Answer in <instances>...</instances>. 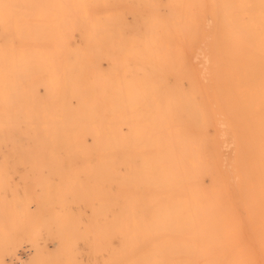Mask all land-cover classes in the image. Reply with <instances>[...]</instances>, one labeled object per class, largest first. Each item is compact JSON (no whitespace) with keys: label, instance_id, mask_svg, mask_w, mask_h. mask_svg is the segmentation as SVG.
<instances>
[{"label":"rangeland","instance_id":"obj_1","mask_svg":"<svg viewBox=\"0 0 264 264\" xmlns=\"http://www.w3.org/2000/svg\"><path fill=\"white\" fill-rule=\"evenodd\" d=\"M79 1L83 17L43 50L55 93H9L1 76L0 264H179L147 227L191 207L211 215L180 264L232 263L226 217L245 216L248 126L264 119V14L224 24L213 1V15L197 0ZM22 48L4 45L10 63ZM134 170L155 190L106 177Z\"/></svg>","mask_w":264,"mask_h":264},{"label":"bare ground","instance_id":"obj_2","mask_svg":"<svg viewBox=\"0 0 264 264\" xmlns=\"http://www.w3.org/2000/svg\"><path fill=\"white\" fill-rule=\"evenodd\" d=\"M105 1L108 0H93L94 4H104ZM116 1L124 3L126 0ZM212 1L217 3L216 13L219 20H222L224 24L230 22V17H234V22H237L242 17H251L252 14H264V0H197L195 7L200 14L213 15ZM83 8L84 4L79 0H0V93H3L4 88H6L1 83V76L4 71H9L14 76V80L7 85L6 90L9 93H41L40 88L42 93H55V83L51 78L50 64L44 56L43 50L56 43L58 31L62 30L66 33L71 22L83 17ZM167 12L172 15L174 10L169 7ZM123 17L124 10L121 9L115 15L106 18L104 29L112 31V22L115 20L123 25ZM91 20L93 21L92 18ZM10 39L15 40L17 49L23 47L21 58L15 56L14 60L9 59L13 60L12 63L8 61V54L4 50V45L8 44ZM199 49L201 50V48ZM217 62L221 67L226 65V61L220 56H218ZM231 77L234 79L233 76ZM104 98H102V102L103 99L107 102L106 97ZM247 134L245 154L248 162L246 167L247 176L250 179L251 194L248 195L249 204L242 221H236L233 216L226 217L227 221L228 219L231 221L230 228L233 231L230 233L232 238H228L229 242L235 238L237 241L234 243L233 249L235 250L234 262L232 261L230 264H264V119L263 121L261 119L254 120L253 123L250 121ZM133 145V148L137 150L143 145V142H136ZM97 147V144L93 143L90 147L83 146V151L85 154H89L98 149ZM106 177L107 179L112 178V181L115 180L114 183L117 182V184H123L127 179L130 187L136 183L149 186L154 190L156 188L154 182L146 180L136 170L132 171L128 177L120 174L106 175ZM101 193L104 195L102 191ZM230 213L232 212L228 211L227 214L230 215ZM210 215V209L207 207L203 211H196L192 207L188 211L180 208L171 209L166 213H160L157 220L148 224L147 231L150 233L151 239L160 241V243L162 239L169 238L171 240L170 246L167 249L158 248V250H162L161 252L166 255H178L180 264L184 257L192 254L189 247L190 241L193 238L202 239L201 232L205 231ZM188 231L194 233L193 238L191 234L188 235ZM246 231L248 236H245ZM225 235L229 236V233ZM221 240L223 241V238ZM247 240L248 242H246ZM222 247L223 243H220V250ZM257 257L260 259L259 263L256 261Z\"/></svg>","mask_w":264,"mask_h":264}]
</instances>
